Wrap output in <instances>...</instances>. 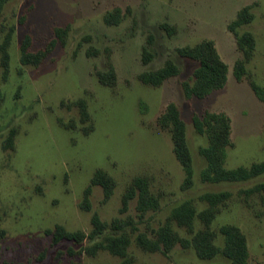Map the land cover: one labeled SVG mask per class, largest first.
I'll return each instance as SVG.
<instances>
[{
  "label": "rangeland",
  "instance_id": "1",
  "mask_svg": "<svg viewBox=\"0 0 264 264\" xmlns=\"http://www.w3.org/2000/svg\"><path fill=\"white\" fill-rule=\"evenodd\" d=\"M246 6L252 21L238 33H250L255 48L238 81L234 64L241 54L227 26ZM116 8L122 12L120 22L105 24V15ZM55 29L65 30L62 41ZM8 34L7 62L0 50V264H119L121 259L107 252L89 257L72 253L80 247L69 242L53 245L50 233L62 227L87 235L97 215L103 223L131 217L140 233L153 237L174 208L190 202L202 213L209 206L204 196L222 192L230 198L210 224L215 244L223 247L221 226H236L246 237L248 264H264V194L245 198L241 193L263 184L264 173L236 183L200 178L206 167L200 151L208 145V114H224L230 121L225 168L264 163V103L250 86L253 82L264 90V0H9L0 14V45ZM25 37L34 53L49 48L53 40L56 45L38 66L23 65ZM204 40L214 43L226 64L227 81L205 99H186L182 84L193 82L197 64L179 56L177 49ZM143 50L150 57L146 64ZM167 61L178 67L177 76L159 87L138 80ZM111 67L116 83L108 88L95 72ZM170 103L180 111L192 158L193 179L187 189H182L185 174L170 133L157 123ZM194 117L204 133L196 131ZM97 170L116 184L105 203L102 188L90 186ZM136 177L147 178L160 201L158 210L142 218L136 199L125 213L119 212ZM85 199L89 210L83 209ZM171 225L182 238L191 237L186 227ZM202 227L196 217L193 231ZM134 236L128 250L134 264H230L221 253L200 260L192 248L179 244L167 254L145 253Z\"/></svg>",
  "mask_w": 264,
  "mask_h": 264
},
{
  "label": "trees",
  "instance_id": "2",
  "mask_svg": "<svg viewBox=\"0 0 264 264\" xmlns=\"http://www.w3.org/2000/svg\"><path fill=\"white\" fill-rule=\"evenodd\" d=\"M9 0H0V14L4 5ZM249 7L242 8L235 20L228 24L227 30L233 34L237 49L241 54V58L234 64V74L238 81L245 74V63L252 57L255 40L254 37L244 32L238 33V28L249 24L252 21V15ZM121 10L116 8L104 17L105 24L117 25L121 19ZM162 28L168 30V26L163 24ZM55 35L62 41L65 30L55 29ZM10 45V34H8L0 45L3 61L7 62V48ZM30 38L25 37L20 47V62L23 65L38 66L50 52V48L56 45L53 40L49 44V48L43 51L31 52ZM179 56L194 61L197 64L193 72V82L183 83V94L186 99H205L213 91L221 90L227 81V66L220 58L214 43L204 40L194 46H184L177 49ZM150 57L143 50L142 62L146 64ZM178 67L172 62L167 61L164 66L155 70L143 72L138 76V80L152 87H159L165 81L177 76ZM95 76L98 82L104 86L111 88L116 83V74L111 67L106 72L96 71ZM251 89L259 101L264 103V90L257 84L251 83ZM80 111L84 118L88 119L85 103L82 100L77 101ZM208 119V145L202 148L200 153L205 158L206 167L201 172L200 178L204 182H244L258 177L264 173V163L253 164L250 167H238L235 169H227L224 167L225 148L229 145L230 121L224 114L207 115ZM159 127L168 130L173 145V153L176 160L181 165L185 177L182 189H187L192 184L193 167L192 158L186 142L185 124L181 118L180 111L174 103L166 106L163 113L157 119ZM194 127L199 134L204 133L203 124L198 117L193 119ZM87 131H85L86 133ZM90 186H99L103 190V202H107L114 193L115 181L102 170H97L90 180ZM91 187L86 189L85 198H88ZM244 197H250L258 194H264V183L256 185L250 189L242 191ZM230 194L227 192L215 193L204 196V200L209 205L202 213H197L190 202H185L172 210V214L167 222L158 227L153 232V237H149L146 233H140L136 227L135 221L131 217L126 219L114 218L110 223H103L97 215L91 219V230L86 235L83 232H67L62 227H56L50 233L53 245L61 242H69L75 246H79L80 250L75 253L72 249H68L71 253L79 255L84 252L89 257L96 256L99 252H107L111 256L121 259L119 264H134L128 255L131 246L132 235L135 234L134 240L136 246L145 253H169L174 246L181 245L184 248H192L198 259L206 261L211 260L219 253L229 260L230 264H248V248L247 241L240 229L233 225H223L219 228L218 234L223 238V247L220 249L215 244L216 234L210 228V224L219 212V206L227 202ZM136 199V212L139 218H142L149 211H156L160 207L158 197L150 191L149 181L145 177H136L132 180L121 201V209L119 212L125 213L131 200ZM85 199L83 209L89 210V205ZM200 218L203 227L198 231H193L194 220ZM184 226L191 233L189 239L182 238L172 228V223ZM88 245L83 246L84 241Z\"/></svg>",
  "mask_w": 264,
  "mask_h": 264
}]
</instances>
